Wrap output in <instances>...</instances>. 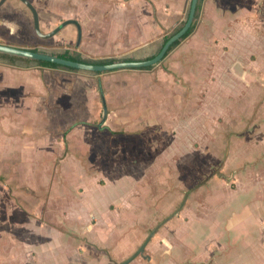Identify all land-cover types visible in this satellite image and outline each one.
I'll return each mask as SVG.
<instances>
[{"label": "crops", "instance_id": "1", "mask_svg": "<svg viewBox=\"0 0 264 264\" xmlns=\"http://www.w3.org/2000/svg\"><path fill=\"white\" fill-rule=\"evenodd\" d=\"M49 1L48 12L58 18L57 25L75 21L81 29V36L73 24L51 38L37 36L55 50L50 54L73 50L86 60L141 62L155 57L160 50L143 59H138L136 53L148 44L163 46L167 36L185 23L184 13L191 3L71 0L69 5L61 0ZM145 12L153 13L143 16L151 24L147 25L149 29L138 31L136 21L142 15L139 13ZM21 15L29 19L28 13ZM43 20L41 15L39 23ZM172 21L171 30L155 41L154 27L161 29L163 23ZM15 28L18 26L8 25L3 31L16 36ZM6 40L0 44L26 49ZM26 60L29 59L11 64L0 57V236L4 252L0 264H55L58 258L65 264H104L100 250H114L118 245L122 248L121 242H126L129 235L133 242L129 241L125 249L135 254L147 232L144 227L138 228V223L134 226L133 221H145V226L146 222L149 225L151 220L167 217L178 200L171 201L166 189L171 181L169 153L161 161L158 155H163V150L155 152L151 145L140 148L137 154L130 152L132 156L123 148L132 139L167 134L163 126L169 118L166 107L176 100L173 94H182L183 90L197 92L199 118L209 101L225 100L233 108L229 113L233 115L229 117L231 121L223 120L220 112L214 111V118L206 122L205 128L200 122V129L207 132L209 128L221 144L226 140V150L230 151L225 168L231 183L212 179L216 188L210 189L214 193L226 184L227 209H232L228 227L212 234L211 243L197 246L194 238L198 231L192 225L199 223L198 215L191 216L193 212L188 213L187 207L180 209L171 219L179 218L176 226L166 228L165 234L159 236L171 220L164 224L144 253L129 264H264V0H204L195 33L152 70L92 74L40 67ZM102 95L108 109L104 123ZM155 125L160 133L154 132ZM95 127L100 132H95ZM106 141L108 146L112 141L113 157H108ZM241 147L242 162L229 168L235 149ZM142 154L149 160L140 161ZM91 156L92 163L87 159ZM131 157L134 161H127ZM100 178L106 185L99 183ZM73 188L83 189V196L73 199ZM108 188L117 191L115 200L97 204L98 212L83 210L89 190L105 192ZM237 193L242 194V199L235 208ZM69 198L73 199L70 205L81 204V209L73 212L66 208ZM112 203L118 206L115 210L109 208ZM44 215L51 220L65 219L77 230L81 228L82 243L69 240L52 223L41 222ZM90 217L96 220L93 226ZM87 226L90 227L84 232ZM80 247L84 254L69 263L63 250L67 253ZM33 254L37 258L32 261Z\"/></svg>", "mask_w": 264, "mask_h": 264}, {"label": "rangeland", "instance_id": "2", "mask_svg": "<svg viewBox=\"0 0 264 264\" xmlns=\"http://www.w3.org/2000/svg\"><path fill=\"white\" fill-rule=\"evenodd\" d=\"M28 1L33 5V7H35L38 14L40 15L39 17L41 18V15L42 17H44V20L39 24L41 32L43 34H49L52 31H54L56 27L60 26L61 23H59L58 25L57 23H55L56 19L52 17L53 13L48 12L51 1L32 0L34 3L30 0ZM62 2H66L67 4L70 5L71 0H61V3ZM189 5H190V1L184 13V18L187 17V14L189 11ZM4 6L5 7L0 11V43L5 44L4 41H5V38H7L8 40L6 41L9 44H12L15 46H20L22 48L32 49V50L37 49L41 52H47V53L55 52L52 46L47 45L45 43L46 41L44 42V40H41L35 34L33 14L30 11V9H28V7L24 5V3L20 2L19 0H8L4 4ZM23 11L25 13H28L29 15V19L27 21L21 15L22 13H24ZM139 14L140 15L142 14V15L138 17V20L136 21L137 23L136 29L138 31L143 30L144 28L149 29L147 25L151 24L149 23L150 20L143 16H145L146 14L148 17H150L153 13L145 12V13H139ZM155 21L157 22V17H155ZM4 24H7V25L4 26ZM18 24H21L22 27H20ZM8 25L13 28L15 27V25L18 26V28H15L16 36L11 35L9 33L7 34L6 31L5 32L3 31L4 29L7 30ZM172 25H173V21L169 22L167 25L166 23H163L161 29H159L158 27H154L155 41H157L163 33H165L166 35V33H168L169 30H171ZM4 33L5 35L4 37H2ZM77 40H78V33H77ZM161 46H162V43H154L153 45L148 44L144 46V49L141 50L143 52L139 51L138 53H136L137 58L143 59L144 55L145 56L155 55L160 50ZM179 92L180 91H178L176 94H173L174 97L176 96V100L171 102L170 107L168 108L166 107L165 113H168L169 118H167L165 122L167 121L169 123L164 122L163 126L164 128H167L166 131L168 130L167 131L168 133L164 134L163 136L159 134H155V135L153 134L151 135L150 139H144V140L143 139L142 140L132 139L129 144L125 145L127 149H125V147L123 148L124 152H127L128 155L132 156L130 152L134 151V153L136 152L137 154L138 152L137 150H140V148L145 149L146 146L151 145L153 146V148H155V152H158L159 149H161V151L163 150V155H160V154L158 155L161 161L164 158H166L167 157L166 154L169 153L170 164H171L170 166V169H171L170 180L171 181H169L170 186L168 184L169 188L167 187L166 189L169 190L168 194H170L171 201L173 199V201L178 200V202L176 204V207L170 212V215L167 217L160 218L157 220H151L149 221L150 223L149 225H148V222H146L145 226L143 224V222L145 221L134 220L133 222H134V226H135V223H138L137 225L138 228H141V227L145 228V231L147 232L146 233L147 237L145 238V241H146L149 235L151 234V231L155 227H157L162 222H164L168 217L172 216L176 211L180 210V207L182 206L184 198L186 197V194H187L188 196H187L185 205L182 207V211L185 210V208L187 207L186 211L188 213L193 212L191 216L194 214L198 215L199 223L197 222L196 224L192 225V227L197 229L198 231L197 235L194 238L195 244H197V246H202V245H206L207 243H211L213 241L212 234L220 230V228L224 229L228 227V222H229V218L231 217V211H232L231 206L230 208L227 209L226 191H224V187L226 184H224L223 187L222 186L217 187V189H221L220 191L217 190L214 193H211L210 189L213 188L215 190L216 188L213 186L214 184L212 183L216 178H218L219 183H221V181L225 183L226 182L231 183L230 181L232 180V178L230 176V173H228L225 168L226 156L228 152H230L228 149L226 150V145H225L226 140H223L222 141L223 144H221V140H218L216 137H214L213 136L214 134L210 132L209 128L207 132L200 129V122L201 121L203 122L202 128H205L206 122L214 118L212 115L214 111L220 112V115H221L220 117L223 120L231 121V118L229 117L233 115H230L229 113H231L233 108L229 107V103L225 102V100L209 101L207 102L206 105L203 106L204 108L203 117L199 118L197 116V110H200V109H197V92L191 91V94L189 92L187 93L186 90H183L182 94H179ZM188 94H190L191 97ZM189 100H190L189 105H187ZM154 112H156V115L159 114L157 112V109H155ZM99 122H96V123L98 124ZM208 125L209 124H207V126ZM156 127L157 125H155L154 132L160 133V128H156ZM216 127L219 128V125H217ZM93 129H95V132H98V131L100 132V130H98L96 127ZM200 135L202 136V138L200 137ZM109 143H110V146H108V141H106L108 150L110 151L108 152V157H113L112 156L113 155L112 154L113 153L112 141H110ZM135 144L137 146H135ZM129 145H130V148H129ZM134 147H135V150H134ZM220 150L222 153H220ZM99 152H101L100 148L98 150V153ZM94 154L96 153L95 152L93 153V156L95 157ZM243 155H244L243 148L242 147L240 149L236 148L234 151V157L229 163V168L233 164H238L242 162ZM141 156L142 157L140 161L144 159L149 160L148 158H150L146 156L145 154H142ZM87 159L91 163L94 160L92 156ZM127 161H134V158L132 157L128 158ZM184 161H185V170L183 171L182 169H183ZM108 174H111V173H108ZM99 183L102 184V186L106 185V181L104 178H100ZM134 184H136V182ZM179 184L181 185L179 187H176V185H179ZM79 189H80L79 191H76L73 188V194H74L73 199L76 196H77V199L81 197L83 189L82 190L81 188ZM178 191H179V194L177 193ZM172 196L174 198H172ZM210 196H212L211 200H210ZM100 197H103V199H100ZM116 197H117V191H115L113 188H108L105 192H101L100 189L98 190L91 189L88 191V194L85 195L84 197L85 199L84 207L82 208L83 210L87 212L88 211L98 212L100 211V209L98 208L99 204H102L103 202H109L111 200H115ZM234 197L236 199L234 203V207L236 208L240 204V201L242 199V194L237 193ZM189 198H190V201H189ZM73 199H70V198L68 199L69 206H67L66 208H68L69 210H72L73 212H77L78 210L81 209L80 208L81 204L77 205L76 203H73L72 205H70ZM71 206H73V208ZM63 207L65 206L63 205ZM117 207L118 206L113 203L109 206V208L112 210H115ZM46 214L48 213L46 212ZM240 215L241 214H239L238 216ZM91 218L92 217H90V221L92 223L91 226H93L95 225L96 220L94 218L92 219ZM178 220L179 218H175L174 220H171L168 223V225L167 224L164 225L165 228L159 233V236H162L163 234H165L164 230L166 228H170V229L174 228L176 224L178 223L177 222ZM41 222L48 223V224L52 223V226H54L56 229L66 233V235L70 237L68 238L69 240L74 239V242L76 240L79 243H82V240H84L83 232H81L80 230L81 228H79V230L75 229L74 228L75 226L72 227L70 224H68L67 220L65 219L57 220L56 218H54L53 220H51L50 218L44 215L41 218ZM89 227L90 226H87L84 232L87 231ZM186 227H187L186 229H188V219H186ZM132 238L133 236L131 235L125 237L126 242H121L122 248H119L118 247L119 245H118L114 250L112 249L100 250L99 252V255L101 256L100 260H102L104 264H110V263L119 264L127 260L129 257H131L134 254V253L132 254V252L127 251L125 249V245H127L129 241L131 243L133 242ZM144 242L142 244H144ZM2 243H3V240L0 236V260L2 259V255L4 254L3 249H2L3 248ZM84 252L85 251L82 249V247L76 248L73 251L67 252V253H65V251L63 250L64 255L68 256L70 259L68 261L69 263L74 262V258H78L76 256L79 254L82 255L84 254ZM34 255L35 254H33L32 261L34 260V258H37V255H35V257ZM147 255H148V252L146 251L145 254L143 255L144 257L143 256L141 257L143 258V261H146L145 258L147 257ZM58 259L59 261H57L55 264H65V262L60 260V258Z\"/></svg>", "mask_w": 264, "mask_h": 264}, {"label": "water", "instance_id": "3", "mask_svg": "<svg viewBox=\"0 0 264 264\" xmlns=\"http://www.w3.org/2000/svg\"><path fill=\"white\" fill-rule=\"evenodd\" d=\"M6 1L7 0H1L0 1V7ZM20 1L22 3H24L32 12L33 17H34L35 32H36L37 36H39L40 38H42V39L51 38V37L57 35L65 26L70 25V24L76 25L78 27L79 36H81V29H80L79 25L77 24V22H75V21L63 22L57 29H55L51 33L43 34L40 30L39 16H38L35 8L27 0H20ZM198 2H199V0H191L188 15H187V18L185 20L184 27L176 35H174L171 39H169L167 42H165L163 44V46L161 47L159 53L152 60H149V61L120 62V63H116V64H112V65L94 66V65H87V64L73 62V61H70V60L64 59V58H59L56 55L50 54V53L33 52L30 50L20 49V48L11 47V46L2 45V44H0V54L10 55V56H14V57L23 58V59H29V60L33 61L34 63L48 62L51 64L59 65V66L66 68V69H74L76 71L87 72V73H92V74H105V73H111V72L118 71V70L143 69V68H148V67H154V66H156L162 62L165 55L169 51L170 47L174 43H176L177 41H180L187 34V32L190 30V28L194 22V19H195ZM78 45H79V43L77 44V46ZM99 88H100V90H102L101 85H99ZM102 102H103V121H102V123H104L105 120L107 119L108 109H107V105H106L105 98L103 95H102ZM187 196L188 195L186 194L185 200H184L182 206L180 207V209H182V207L185 205ZM177 214L178 213H176L175 215H177ZM173 217L174 216H171L170 218H168L167 220L162 222L160 225H158V227H156V229L151 232L148 239L140 247V249L132 257H130L129 259H127L126 261H124L120 264H129L136 257H138L139 255L144 253L147 244L149 243L151 238L155 235V233H157V231L164 224H166L168 221H170Z\"/></svg>", "mask_w": 264, "mask_h": 264}, {"label": "trees", "instance_id": "4", "mask_svg": "<svg viewBox=\"0 0 264 264\" xmlns=\"http://www.w3.org/2000/svg\"><path fill=\"white\" fill-rule=\"evenodd\" d=\"M203 2H204V0H199V2H198L195 19H194V22H193L190 30L187 32V34L180 41H177L176 43H174L170 47L169 51L165 55V57L162 60V62L166 59L167 56H169L172 52H174L181 45V43L183 41L187 40L189 37H191L195 33V31L197 29V26H198V23H199V20H200L201 13H202ZM184 25H185V23H183L177 29H175L172 33H170L167 36L165 42H167L174 35H176L184 27ZM31 51H33V52H41V51H39L37 49L36 50H31ZM56 56L59 57V58L68 59V60L73 61V62L87 64V65H94V66L112 65V64H116V63H120V62H141V61L134 60V59H125V60H118V59L86 60V59L82 58L81 55H79L76 51H73V50L66 51L63 54L56 55ZM0 57H4V58L9 59L11 64L12 63L14 64L18 60H22V58L10 56V55H5V54H0ZM153 58L154 57H149L145 61L152 60ZM26 61H30V60H26ZM38 65L40 67L53 68V69L63 68V67H61L59 65L51 64V63H48V62H38ZM154 68L155 67H148V68H143V69H139V70H152ZM64 69H66V68H64ZM67 70L76 71L74 69H67Z\"/></svg>", "mask_w": 264, "mask_h": 264}]
</instances>
